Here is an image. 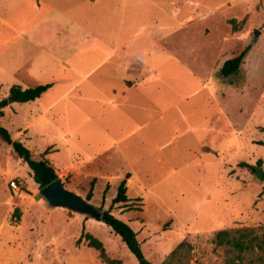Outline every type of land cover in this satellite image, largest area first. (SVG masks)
<instances>
[{"label":"rangeland","instance_id":"obj_1","mask_svg":"<svg viewBox=\"0 0 264 264\" xmlns=\"http://www.w3.org/2000/svg\"><path fill=\"white\" fill-rule=\"evenodd\" d=\"M108 1L110 9L103 8ZM0 17L24 41L45 40L55 54L59 34L68 36L61 53L81 78L64 69L54 73L55 83L41 99L9 103L0 124L36 159H47L65 187L85 199L99 170L83 157L91 158L104 144L92 143L94 125L106 126L96 101L114 100L111 86L118 89L123 76L137 74L136 66L113 75L119 58L108 63L105 51L94 52L92 34L132 39L129 49L143 57L145 81L161 86L154 105H147V116L159 117L142 133L144 142L129 147L154 190L146 197L133 186L129 201L113 206L121 173L113 163L89 200L131 226L147 259L163 264L188 241L190 264H227L216 234L264 227V179L257 174L259 169L264 174V0H45L41 6L29 0L15 7L0 4ZM244 19L234 33L231 20ZM256 31L261 32L257 39ZM14 36L0 24L1 48ZM26 47L22 42L17 52H39ZM248 47L240 72L225 77V62ZM1 62L0 100L9 97L13 85H39L28 65L7 75ZM204 146L214 152L204 153ZM183 167L179 176L172 175ZM83 232L99 239L111 258L139 264L104 221L50 206L29 166L0 138V264H105L85 242L77 245Z\"/></svg>","mask_w":264,"mask_h":264},{"label":"crops","instance_id":"obj_2","mask_svg":"<svg viewBox=\"0 0 264 264\" xmlns=\"http://www.w3.org/2000/svg\"><path fill=\"white\" fill-rule=\"evenodd\" d=\"M28 1L29 0H0V4H9L15 7L23 5ZM44 1L45 0H37L38 6H41ZM87 5L90 7V4ZM110 6V1L103 3V8L110 9ZM60 23L64 28L65 25H68L63 18H60ZM0 24L8 27L15 33V36L6 42L4 47H0V60H2L1 66L6 69L5 71L7 75L9 71L14 74L17 69H21L28 65L29 73L40 82L39 85L51 84V88L55 83L52 80L54 73L60 72L62 69L69 71L76 76L80 75V72L76 68L68 67L67 63L69 61L64 59V56L61 53L64 52L65 44L69 40L67 35L59 34L57 39L59 45H61L59 46L60 53L55 54L49 50L50 44L45 40L35 39L24 41L23 35L17 30V28L8 23L2 17H0ZM121 28L122 27L120 26L119 34L122 31ZM92 36H95L92 45L93 51H105V61L108 60L109 63L119 58L120 62L111 69L113 75L116 76V73L118 72L126 73L127 71H132L131 69H135L136 66L135 71L137 74L134 77L135 79L123 76L122 79H124V82L118 87V89L111 86L110 90L115 92L113 95L114 100H108L107 102L101 100L96 101L99 105V120L105 123L106 126L104 125L99 129L96 124L94 125L92 129V143L95 144L99 139L104 144L100 146V150H98V152L91 158L85 159V157H83V162L92 164L96 166L97 170H99V174L93 178V180H96V183L100 177H103L102 172L110 170L113 163L116 164L121 172L117 178L119 184L122 180L127 178L128 174L130 175V177L127 178V196L130 195L133 186H138L139 192L136 194L147 197V194H150L155 186L147 181L143 172L138 170L131 158L132 152L129 147L133 142H144L143 140L146 139V136L142 133L159 117L154 115L150 117L147 116L149 111L147 105L149 101L152 103L151 105H154L157 100V92H161L162 88L159 84L145 81L146 65L143 57L139 54H133L129 49L132 39H122L121 36H116L112 33L102 36L92 34ZM22 42H26L27 50L37 49L39 52H28L26 54L23 51L18 53L17 50ZM84 78H82L81 81ZM28 88L31 87L23 89ZM99 90L101 89L99 88ZM51 107L52 105L46 107L45 110L48 111ZM111 135H114L113 137L115 138V141H111ZM125 143L126 147L123 146ZM204 147V153L214 152L210 147ZM183 169L184 167L174 170L172 175L179 176ZM172 175L166 176L163 181L170 179V176ZM129 197L130 196H128V198Z\"/></svg>","mask_w":264,"mask_h":264},{"label":"trees","instance_id":"obj_3","mask_svg":"<svg viewBox=\"0 0 264 264\" xmlns=\"http://www.w3.org/2000/svg\"><path fill=\"white\" fill-rule=\"evenodd\" d=\"M246 23V19L237 24L236 20H231L232 31L234 33L241 30ZM250 51V47L246 48L237 57L225 62L222 67V74L225 77L236 75L240 72L241 65ZM51 84H43L28 89L14 85L11 87L9 97L0 100V115L4 116V110L9 106V98H13L15 103H29L40 99L49 89ZM0 138L6 143L13 146L14 152L22 159L30 168L34 181L38 184L40 190L52 182L56 181L59 176L55 168L47 159H36L32 151L21 141H13L12 135L7 128L0 124ZM262 161H259V165ZM247 165V164H242ZM248 167H251L248 165ZM130 175H127L129 178ZM127 178L122 180L118 186V193L113 199L112 205L118 203H127ZM96 180L91 183L87 200H91L94 195V187ZM110 188L107 185L106 190ZM15 213H19L17 209ZM104 218L98 219L108 224L113 231L121 237L127 245L131 253L136 257L139 264H154L146 258L142 245L138 240V234L126 222L116 218L111 210L104 211ZM83 242L96 250L99 257L105 264H122L121 260L113 259L106 251L104 244L90 233L83 232L77 240L80 246ZM215 244L222 248L225 261L227 264H264V227L261 228H233L221 230L216 234ZM193 246L188 241L181 242L168 256L163 264H190L192 260Z\"/></svg>","mask_w":264,"mask_h":264},{"label":"water","instance_id":"obj_4","mask_svg":"<svg viewBox=\"0 0 264 264\" xmlns=\"http://www.w3.org/2000/svg\"><path fill=\"white\" fill-rule=\"evenodd\" d=\"M261 32L256 31V39ZM13 98H9V103H14ZM257 174L261 180L264 179L262 169L257 170ZM41 195L47 200L50 206L54 208H66L71 211L90 216L94 219L104 218L102 209L95 207L89 200L82 196L69 191L61 178L47 185L40 190Z\"/></svg>","mask_w":264,"mask_h":264},{"label":"built area","instance_id":"obj_5","mask_svg":"<svg viewBox=\"0 0 264 264\" xmlns=\"http://www.w3.org/2000/svg\"><path fill=\"white\" fill-rule=\"evenodd\" d=\"M11 184H12V187H13L14 190H18V191L20 190V187L17 184V182L13 181Z\"/></svg>","mask_w":264,"mask_h":264}]
</instances>
